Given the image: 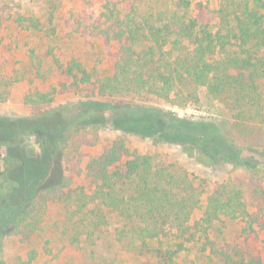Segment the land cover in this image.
Masks as SVG:
<instances>
[{
    "label": "trees",
    "instance_id": "trees-1",
    "mask_svg": "<svg viewBox=\"0 0 264 264\" xmlns=\"http://www.w3.org/2000/svg\"><path fill=\"white\" fill-rule=\"evenodd\" d=\"M101 1L100 12L91 14L90 2L82 0V12L71 27L83 37H100L106 46L111 41L119 44L112 74L88 71L76 60L67 66L59 63L72 88L85 87L86 100L39 110L24 126L50 145L49 165L57 163L62 143L74 130L110 126L179 146L186 156H197L208 165L229 161L243 167L254 211L243 199L242 183L228 180L213 186L200 219L192 223L206 186L195 184L183 167L130 153L120 137L87 161L88 190L72 188L70 177L56 182L51 173L20 183L9 178L17 164L7 154L12 143L0 139V240L29 239L40 229L47 205L57 202L70 244L84 236L87 245H94L95 234L108 224L109 215H115L122 225L115 228L114 240L128 252L155 254L160 264H174L186 245L196 241L208 264H264L251 247L264 234V152L256 151L259 159L242 157L209 122L114 101L150 95L172 107L196 106L203 88L206 97L226 111L238 135L264 133V0H222L215 10L199 2L192 15L189 0H170L169 5L164 4L169 0ZM23 19H17L19 27ZM30 26L38 29L32 21ZM14 81L0 80V88ZM61 87L59 93L66 91L65 84ZM50 95L36 93L26 102L49 104ZM224 218L240 221L241 242L221 247L211 239L212 232L221 233L216 223ZM34 259L16 258L13 264H32Z\"/></svg>",
    "mask_w": 264,
    "mask_h": 264
},
{
    "label": "rangeland",
    "instance_id": "rangeland-1",
    "mask_svg": "<svg viewBox=\"0 0 264 264\" xmlns=\"http://www.w3.org/2000/svg\"><path fill=\"white\" fill-rule=\"evenodd\" d=\"M87 1L90 2V13L98 14L102 1ZM189 1V15H192L195 4L199 2L212 10L217 9L222 2ZM164 4L169 5L170 0ZM81 12L82 0H0V80L4 82L5 79H17L6 89L0 88V92L5 91L4 98L0 100V124L4 125L0 126V139L12 143L7 154L17 162L9 173V178L22 183L28 177H44L51 173L55 175L56 182L66 176L71 178L72 188L83 187L88 190L85 179L87 161L120 137L130 153L149 154L156 161L183 167L195 184L202 183L206 186L199 207L192 213V223L200 219L205 199L213 186L228 180L242 183L243 199L249 211H254L249 189L245 185L248 174L243 167L229 161L208 165L197 156H186L179 146L123 134L110 126L74 130L62 143L57 163L53 167L49 165L50 145L44 144L43 140L24 128L25 123L39 110L86 100L85 87L79 91L72 88V80H67L60 73L58 64L67 66L70 61L76 60L88 71L96 69L100 75L110 76L119 56L117 42L111 41L106 46L100 37H83L73 32V18ZM20 17L24 18L22 27L17 25ZM31 21L38 26L37 30L30 26ZM61 84H65L66 91L59 93ZM36 93H50L52 102L38 105L27 103L26 98H31ZM198 93L199 103L196 106L172 107L150 95L141 99L119 98L114 101L127 104L133 101L173 112L178 118L209 122L227 143L237 151L240 150L242 157L258 158L256 151L264 152V133L249 137L238 135L232 129L226 111L218 103L208 99L203 88ZM63 224L61 204L49 203L35 235L25 241L9 236L0 240V264H13L16 258L26 261L32 256H35L32 264H160V259L155 254L138 255L128 252L114 240L115 228L122 225V221L115 215H109L108 224L95 234V242L91 246L84 242V236L79 243L70 244L71 235L64 233ZM216 227L220 228L221 233L212 232L210 236L218 246L226 247L241 242L239 220L224 218L222 222L216 223ZM252 236L253 234L250 237ZM263 237L264 234L260 233L259 242H252L251 247L264 260ZM199 247L198 241L187 244L186 250L175 258L174 264H208L206 254L202 255ZM213 264L222 263L217 260Z\"/></svg>",
    "mask_w": 264,
    "mask_h": 264
}]
</instances>
